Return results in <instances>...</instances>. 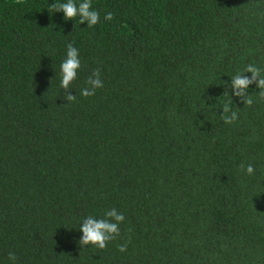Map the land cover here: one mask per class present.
<instances>
[{
    "label": "trees",
    "instance_id": "obj_1",
    "mask_svg": "<svg viewBox=\"0 0 264 264\" xmlns=\"http://www.w3.org/2000/svg\"><path fill=\"white\" fill-rule=\"evenodd\" d=\"M53 2L0 0V264H264V102L230 96L246 65L264 76V0H92V28ZM112 208L120 235L81 249Z\"/></svg>",
    "mask_w": 264,
    "mask_h": 264
},
{
    "label": "clouds",
    "instance_id": "obj_2",
    "mask_svg": "<svg viewBox=\"0 0 264 264\" xmlns=\"http://www.w3.org/2000/svg\"><path fill=\"white\" fill-rule=\"evenodd\" d=\"M49 13L62 12L65 21H73L74 18L79 17L80 24H87L88 28H92L99 23L100 14L98 11L92 9V0H81L79 4L76 0H66V2H53L49 4ZM105 20L112 21L114 15L111 12L105 14ZM81 68V61L79 58V50L73 46L72 43L67 45L66 57L60 65V85L63 90L64 100L67 101L66 106L75 102L77 97L70 93L72 83L77 79L78 70ZM261 68L254 64L246 65L241 71H238L231 77V97L235 96L243 102L244 105L251 107L254 103L252 96L248 93L249 86L255 84L259 89L257 92L258 100L264 102V76L261 74ZM251 73V77L244 75ZM103 87V81L100 78V70L96 69L92 72L86 80V87L82 88L80 95L88 98L96 94V90ZM229 94V93H226ZM223 114L222 120L225 124H233L238 119V113L232 108V99L222 106ZM239 170L246 175H253L255 169L252 164L247 166L243 163L239 165ZM125 216L118 212L115 208L107 210L104 213V218H95L88 216L83 219L79 231L82 237L78 244L81 249L91 245L99 250L107 247L108 243L115 240L120 235V224L124 222ZM131 231V229H129ZM128 241L118 245L120 252L127 251ZM8 260L15 264L17 257L15 253H8Z\"/></svg>",
    "mask_w": 264,
    "mask_h": 264
}]
</instances>
